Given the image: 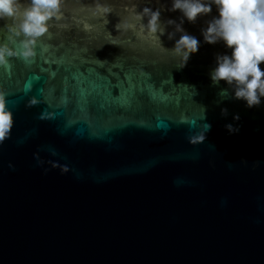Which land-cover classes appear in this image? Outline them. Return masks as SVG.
<instances>
[{
	"label": "water",
	"instance_id": "1",
	"mask_svg": "<svg viewBox=\"0 0 264 264\" xmlns=\"http://www.w3.org/2000/svg\"><path fill=\"white\" fill-rule=\"evenodd\" d=\"M144 7L161 11L160 40L142 30ZM170 7L64 0L36 56L0 66L14 113L0 146V264H264V104L217 103L226 85L209 72L231 50L203 40L215 6L184 19L200 47L179 67ZM11 24L0 21V42ZM204 123L206 140L190 143Z\"/></svg>",
	"mask_w": 264,
	"mask_h": 264
},
{
	"label": "clouds",
	"instance_id": "2",
	"mask_svg": "<svg viewBox=\"0 0 264 264\" xmlns=\"http://www.w3.org/2000/svg\"><path fill=\"white\" fill-rule=\"evenodd\" d=\"M64 0H30L29 6L23 11L22 19L17 20L19 0H0V21H12L8 25L9 37L7 42H0V66L11 68L10 58L19 57L29 61L36 56L35 45L40 37L48 31V21L58 14ZM215 6L218 15L207 23L201 30L203 40L208 44L223 41L224 46L231 50L229 54H218L215 57V67L209 72L212 86L221 87L218 104L227 98L243 101L248 109L258 108L264 104V0H171L170 11L182 14L180 22L169 19L168 25H174L175 30L168 32V39L173 40L176 33H180L171 50L180 59L179 67L186 66L191 55L198 52L200 41L190 35L183 27L184 19L195 22L198 16H205L212 12ZM141 19L147 18L142 24V30L155 39L165 34V26L161 22L160 9L150 7L142 9ZM19 38V47H13ZM38 103L36 98L30 104ZM221 115L227 117L228 109L221 108ZM233 121H239L238 113L233 114ZM14 124V113L8 107L6 94L0 91V146L10 138ZM211 124L204 123L202 128L189 137L190 143H202L207 138ZM228 133L240 131L239 125L225 124ZM258 130V129H257ZM38 160L37 156L33 157ZM245 165L247 160L241 159ZM260 160H256L252 167H259ZM9 167L14 165L9 163ZM37 167H41L37 163ZM47 171V170H45Z\"/></svg>",
	"mask_w": 264,
	"mask_h": 264
}]
</instances>
